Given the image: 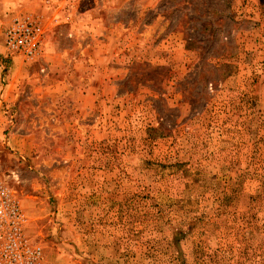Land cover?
Instances as JSON below:
<instances>
[{
	"label": "rangeland",
	"instance_id": "rangeland-1",
	"mask_svg": "<svg viewBox=\"0 0 264 264\" xmlns=\"http://www.w3.org/2000/svg\"><path fill=\"white\" fill-rule=\"evenodd\" d=\"M0 176L43 264H264V0H0Z\"/></svg>",
	"mask_w": 264,
	"mask_h": 264
},
{
	"label": "built area",
	"instance_id": "built-area-1",
	"mask_svg": "<svg viewBox=\"0 0 264 264\" xmlns=\"http://www.w3.org/2000/svg\"><path fill=\"white\" fill-rule=\"evenodd\" d=\"M42 23L37 15L23 12L12 17L4 32L6 52L32 59L41 51ZM25 215L19 200L0 176V264H43L39 245L24 233Z\"/></svg>",
	"mask_w": 264,
	"mask_h": 264
},
{
	"label": "crops",
	"instance_id": "crops-1",
	"mask_svg": "<svg viewBox=\"0 0 264 264\" xmlns=\"http://www.w3.org/2000/svg\"><path fill=\"white\" fill-rule=\"evenodd\" d=\"M93 6H95V5H93ZM75 8H76V6H75ZM95 8H96V6H95ZM91 10H92V8H91ZM94 10V9H93ZM96 10V9H95ZM77 56L76 55H73V58H76ZM64 58H70L69 57V55H67L66 53L65 54H61L60 55V57H59V64H61V63H63V61H65V59ZM80 60V59H79ZM64 64V63H63ZM78 64V63H77ZM79 70H82V69H79ZM91 74V73H90ZM86 85V87L85 88H82V87H80V89H81V92H85V94H84V97L85 98H89L90 97V95H92V93L93 92H96V90H97V86L95 85V83H93L91 80H90V82L89 83H86L85 84ZM90 94V95H89ZM90 104V103H89ZM90 106H92V105H90ZM89 106V107H90Z\"/></svg>",
	"mask_w": 264,
	"mask_h": 264
}]
</instances>
